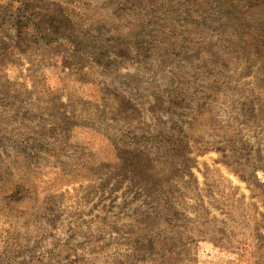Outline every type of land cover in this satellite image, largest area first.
<instances>
[{
  "label": "rangeland",
  "instance_id": "rangeland-1",
  "mask_svg": "<svg viewBox=\"0 0 264 264\" xmlns=\"http://www.w3.org/2000/svg\"><path fill=\"white\" fill-rule=\"evenodd\" d=\"M0 264H264V0H0Z\"/></svg>",
  "mask_w": 264,
  "mask_h": 264
}]
</instances>
